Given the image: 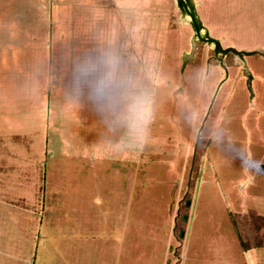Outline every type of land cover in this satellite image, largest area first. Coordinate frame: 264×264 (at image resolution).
<instances>
[{
	"label": "rangeland",
	"instance_id": "rangeland-1",
	"mask_svg": "<svg viewBox=\"0 0 264 264\" xmlns=\"http://www.w3.org/2000/svg\"><path fill=\"white\" fill-rule=\"evenodd\" d=\"M179 2L0 0V264H264V0Z\"/></svg>",
	"mask_w": 264,
	"mask_h": 264
},
{
	"label": "trees",
	"instance_id": "trees-1",
	"mask_svg": "<svg viewBox=\"0 0 264 264\" xmlns=\"http://www.w3.org/2000/svg\"><path fill=\"white\" fill-rule=\"evenodd\" d=\"M179 4H182L181 2H179ZM190 16L193 17V20L195 22V16L193 15V13L190 11ZM195 26L198 27V24H196ZM212 43V41H210ZM215 44V49L216 52H219L222 55H237V56H243V55H253L254 53H246V54H242V52H237L234 49H225V50H221V48L219 47L218 43H214ZM247 216H249L250 218H247ZM185 216H179L178 218L175 219V223L176 226L178 224L179 221L183 222L185 221ZM235 227H237L235 233L237 235V237L239 238V240H242L243 245L246 244L247 240H249V245H245L243 246V250L246 251L248 249H254V248H261L263 245L262 243H259L262 240V237L260 236V231L264 228V217L258 216L257 214H255L252 211H249L247 213V215H237L234 218V222L233 224ZM256 239V240H255ZM254 240L256 242H254ZM255 243V244H254Z\"/></svg>",
	"mask_w": 264,
	"mask_h": 264
},
{
	"label": "clouds",
	"instance_id": "clouds-1",
	"mask_svg": "<svg viewBox=\"0 0 264 264\" xmlns=\"http://www.w3.org/2000/svg\"><path fill=\"white\" fill-rule=\"evenodd\" d=\"M136 111H137V106L134 105V106L132 107V109H131V114H132L133 116H135Z\"/></svg>",
	"mask_w": 264,
	"mask_h": 264
},
{
	"label": "water",
	"instance_id": "water-1",
	"mask_svg": "<svg viewBox=\"0 0 264 264\" xmlns=\"http://www.w3.org/2000/svg\"><path fill=\"white\" fill-rule=\"evenodd\" d=\"M189 18H190V20H191V22H192V20H193V17H192V16H189Z\"/></svg>",
	"mask_w": 264,
	"mask_h": 264
},
{
	"label": "flooded vegetation",
	"instance_id": "flooded-vegetation-1",
	"mask_svg": "<svg viewBox=\"0 0 264 264\" xmlns=\"http://www.w3.org/2000/svg\"><path fill=\"white\" fill-rule=\"evenodd\" d=\"M180 2H181V0H180ZM192 24H195L194 21L192 22ZM198 26H199V25H198ZM213 42H214V41H213Z\"/></svg>",
	"mask_w": 264,
	"mask_h": 264
},
{
	"label": "crops",
	"instance_id": "crops-1",
	"mask_svg": "<svg viewBox=\"0 0 264 264\" xmlns=\"http://www.w3.org/2000/svg\"><path fill=\"white\" fill-rule=\"evenodd\" d=\"M215 43V42H214ZM217 43V42H216ZM228 49H232V48H228ZM249 250V249H248ZM253 250V249H252ZM247 251V250H246Z\"/></svg>",
	"mask_w": 264,
	"mask_h": 264
}]
</instances>
